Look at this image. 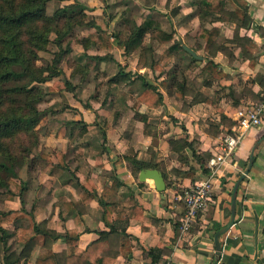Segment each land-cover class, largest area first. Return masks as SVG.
I'll use <instances>...</instances> for the list:
<instances>
[{"label": "crops", "instance_id": "0c3cea01", "mask_svg": "<svg viewBox=\"0 0 264 264\" xmlns=\"http://www.w3.org/2000/svg\"><path fill=\"white\" fill-rule=\"evenodd\" d=\"M81 1L88 15L106 20L114 47L126 39L129 17L137 25L152 20L163 31L173 32L175 39L182 42L183 51L166 72L176 73L177 82L185 86L184 95L177 98L172 89L159 86L163 107L135 108L134 103L144 90L142 83L139 80L127 83L121 78L109 80L120 72L138 73L148 83L157 85L166 79L165 74L153 72L149 67L151 60L158 58V51L147 54V64L137 70L140 50L126 53L116 47L111 51H85L80 43L73 45L72 49L79 46L82 50L80 54L71 53L77 57L81 70L63 69L73 92L63 93L67 108H53L54 114L50 113L49 119L53 125L39 138V143L48 141L40 156L47 155L49 165L57 162L56 157L62 158L66 171L59 178L49 177L47 160L42 159L41 171L39 165L33 173V201L29 203L26 199L30 192L28 184L21 199L5 200L9 208L1 210L19 209L22 200L27 211L34 209L36 224L50 234L42 245H35L28 254L22 253L20 264H37L43 249L54 254L55 264H66L68 246L64 238L69 230L79 235L77 252L98 243L96 251L83 264H95L102 258L112 263H96L150 264L147 252L155 248L161 250L157 264H264V116L259 127L246 133L231 159L213 174L208 167L212 156L220 151L223 136L233 126L232 114L264 101V0H245L250 19L246 27L227 15L201 18L197 0H149L148 6L138 0L134 9L125 8L119 14H111L104 3L96 11L90 6L93 0ZM225 10L231 8L227 6ZM211 28L218 29L221 37L206 51L205 41L198 33ZM76 33V42L82 39L94 42L96 37L94 28L78 29ZM149 41L147 36L144 42ZM184 48L200 59L193 58ZM192 59L196 62L192 63ZM206 59L218 64L224 74L210 85H205L202 78ZM177 60L181 62L180 71L172 70ZM191 63L194 69L189 68ZM91 74L92 77L85 78ZM56 95L60 96L58 93L49 96ZM82 124L85 131L80 130ZM180 139L192 146L174 151L171 142ZM256 144L252 166L245 175ZM125 157L156 166L148 169L165 174L166 190L157 192L150 179L140 182V171L135 176ZM184 173L193 178L183 177ZM242 176L236 191L234 222L219 238L217 255L214 235L231 220L233 190ZM115 177L124 186L103 201L114 209L107 214L106 221L98 199L89 203L80 201L85 191L82 183L89 179L101 199L104 188H110ZM21 179L28 183L22 176ZM201 181L212 184L211 201L190 232L183 233L179 228L184 213L182 194ZM69 203L76 205L67 208ZM16 225L27 227L28 222L20 220ZM122 239L131 250L127 257L120 253ZM18 249L26 250L21 245ZM0 260L4 264L1 255Z\"/></svg>", "mask_w": 264, "mask_h": 264}, {"label": "trees", "instance_id": "16d2710c", "mask_svg": "<svg viewBox=\"0 0 264 264\" xmlns=\"http://www.w3.org/2000/svg\"><path fill=\"white\" fill-rule=\"evenodd\" d=\"M51 1L59 3L73 1V4L59 8L54 11L52 16H48L45 13V7ZM141 2L145 6L150 4L149 0H141ZM197 4L201 18L209 15H227L231 21H236L239 26L246 27L250 23L245 0H197ZM227 6L231 8L230 11L225 10ZM85 10V6H78V0H0V189L6 191V201H12L16 197L21 199L22 193L26 190V183L18 177V170L31 157L34 159L32 152L39 143V124L42 122L39 105L50 94L60 93L63 95L66 92H73L72 85L68 80H60L65 76L63 70L65 68H60V64L63 58L67 57L70 63L67 68L74 70L81 68L77 57L71 56L72 47L75 43H80L85 51L96 49L111 51L116 47L124 49L126 53L140 50L136 65L137 70L147 64V54L152 53L155 49L158 51V58L152 59L149 67L153 72L165 74L166 79L157 85L148 83L138 73L120 72L109 80V82H114L121 78L127 83L134 80H139L142 83L144 90L136 99L135 108L139 105H145L154 110L163 107V96L159 86L164 89H172L177 98H182L184 95L185 86L177 82L176 73L166 72L178 53L183 51L182 42L175 39L173 32L163 31L152 20L137 25L129 17L126 21L127 37L123 41H118L117 46L114 47L110 41L111 35L106 20L88 15ZM83 28L96 30L94 42L88 39H82L80 42H76L78 40L69 41L78 29ZM51 34L56 36L54 41L50 39ZM147 36L150 39L149 43L144 42ZM198 37L205 41L204 47L208 51L221 36L218 29L211 28L209 30L201 29ZM63 40H67L64 42L65 45ZM49 44L55 45L58 50L54 54L52 63L37 64L39 53L48 52ZM96 59L100 58L97 57ZM195 62L192 59V63ZM192 63L189 65L190 69L195 68ZM223 76L220 66L213 60L206 59L202 67L204 84L210 85ZM47 83L51 84L47 90H44L42 87ZM65 108L67 106L63 107V109ZM49 112L54 114L51 110ZM85 128L86 126L83 125L80 130L85 131ZM230 132L231 128L226 134ZM191 146V143L182 139L171 142L174 151ZM47 157V155L40 156L44 160H47ZM56 158L57 162H50V165L47 160L46 174L52 178H59L66 171L63 159ZM201 159L198 158L197 161H202ZM124 160L130 164L135 176L143 169L156 167L129 157H125ZM37 166L33 167L32 170H36ZM183 177L193 178L189 173H184ZM163 178L166 179L164 173ZM82 186L85 191L80 196V201L89 203L98 199L105 210L103 218L107 221V214L114 212V209L113 206L105 204L103 201L115 196L119 187L124 186V184L115 177L113 185L110 188H104L101 199L95 193V185L89 179H84ZM74 205L76 204L69 203L67 208H72ZM115 216L119 215L115 214ZM20 220H27V227L17 226L16 223ZM49 236L47 231L36 224L34 209L27 211L22 200L19 209L7 212L0 211V255L3 257L4 264H20L22 253L28 254L35 245H42ZM78 238L79 235L76 231L69 230L66 232L64 238L68 246L66 264H83L89 254L96 251V244L98 245V243L88 246L85 251L77 252ZM20 245L26 250L19 251L18 246ZM122 245L120 253L127 257L131 250L125 239H122ZM147 256L150 258V264H157L161 257V250L158 248L150 249ZM96 262L112 263L111 260L103 258ZM96 262L95 264H97ZM36 263L55 264V256L51 251L43 249Z\"/></svg>", "mask_w": 264, "mask_h": 264}, {"label": "rangeland", "instance_id": "374dc122", "mask_svg": "<svg viewBox=\"0 0 264 264\" xmlns=\"http://www.w3.org/2000/svg\"><path fill=\"white\" fill-rule=\"evenodd\" d=\"M138 0H108L107 2H105L104 0H93L91 3V8H93L96 11H99L102 9L103 3L104 5H107L110 7V13L111 14H119L121 13L125 8H130V9H134L136 4H137ZM68 4H73V1L70 2H63V3H59V2H54L51 1L49 3H47L46 7H45V13L48 16H52V14L54 13L55 10L62 8ZM82 5L85 6L84 3H82L81 0H78V6ZM86 7V6H85ZM134 12L136 14H139L138 11L134 10ZM137 18L140 17V15L136 16ZM139 19V18H138ZM86 31H84V34ZM75 34H77L75 32ZM73 34V36L70 38L69 41H74L77 40L76 36ZM83 34V33H82ZM51 41H54L56 39L55 34H51L50 36ZM67 40H63V43L66 42ZM66 43H64L65 45ZM57 48L55 45L53 44H49L48 45V52H43V53H39V60L37 62V64L39 65H45V64H50L52 63L53 59H54V54L55 52H57ZM73 54H80L82 53V50L79 46H76L75 48L72 49ZM75 57V56H74ZM181 63V62H180ZM177 60V64L172 68V70H179L181 69V64H180ZM69 59L67 57H64L61 64H60V68H67V66H69ZM89 77H92L91 75H87L85 78L89 79ZM61 81H65V76L62 77L60 79ZM51 83H47L45 86L43 85L42 88H44V90H47V87L50 86ZM57 94V93H55ZM80 96L82 95V91L79 93ZM58 95L60 96H53L50 98V96L45 98V101L42 102L39 105V109L41 110L42 113V122L39 124V135L44 137L49 129L51 128V126L53 125L52 123L49 124V119L51 118L50 116V112L49 110H53V108H62L65 105V100L63 99L64 96L61 95L60 93H58ZM48 141L45 140L44 143L43 141L38 143V145L33 149V158L31 157V159H29L25 165L20 168L18 170V177L21 179L24 178L28 183L26 184L27 187H29L28 189L30 190V192L28 193V195H26V199L28 200L29 203H31L33 201L34 198V190H33V179H34V175L33 173H35L34 169L32 170L33 167H36V165H40V170L41 171V166L43 165V160L40 158V154L43 153L44 149L47 148V143ZM47 143V145H46ZM46 146V147H45ZM22 180V179H21ZM5 190L4 189H0V211L3 209H8L9 206L7 205V203H5ZM1 263V260H0Z\"/></svg>", "mask_w": 264, "mask_h": 264}, {"label": "built area", "instance_id": "2783aa9c", "mask_svg": "<svg viewBox=\"0 0 264 264\" xmlns=\"http://www.w3.org/2000/svg\"><path fill=\"white\" fill-rule=\"evenodd\" d=\"M264 116V101L239 108L232 114L233 126L231 132L223 136L219 153L212 156L208 167L215 173V169L231 159L243 142L246 133L259 127ZM213 186L209 181L195 182L187 188L181 197L184 213L180 219L179 228L183 233L192 229L199 215L204 212L211 201Z\"/></svg>", "mask_w": 264, "mask_h": 264}, {"label": "water", "instance_id": "95a60500", "mask_svg": "<svg viewBox=\"0 0 264 264\" xmlns=\"http://www.w3.org/2000/svg\"><path fill=\"white\" fill-rule=\"evenodd\" d=\"M189 54H191V56L193 58H197V59H200L199 57H197L195 55L194 52H192L191 50H189L188 48H184ZM257 144L254 146V148L252 149V152L250 154V157H249V163H248V168L245 172V175L248 173V171L250 170L251 166H252V163H253V151L255 150ZM244 176L241 177L240 181L238 182V184L235 186L234 190H233V202H232V207H231V212H232V217H231V220L229 222V224L218 230L215 235H214V246H215V250H216V254L219 255L220 253V244H219V238L224 234L226 233L229 228L233 225V222H234V218H235V197H236V191H237V188H238V185L239 183L242 181ZM147 179H150L153 181L154 183V187H155V190L159 193H163L165 190H166V184H165V181H164V178H163V175L160 171L156 170V169H143L139 172V175H138V180L140 182H144L146 181Z\"/></svg>", "mask_w": 264, "mask_h": 264}]
</instances>
